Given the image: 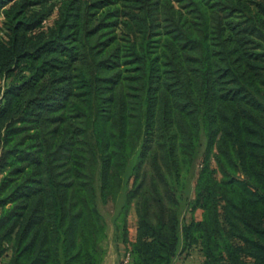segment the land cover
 Returning <instances> with one entry per match:
<instances>
[{"label": "trees", "instance_id": "1", "mask_svg": "<svg viewBox=\"0 0 264 264\" xmlns=\"http://www.w3.org/2000/svg\"><path fill=\"white\" fill-rule=\"evenodd\" d=\"M1 15L0 264H104L109 201L129 264H264V0Z\"/></svg>", "mask_w": 264, "mask_h": 264}, {"label": "rangeland", "instance_id": "2", "mask_svg": "<svg viewBox=\"0 0 264 264\" xmlns=\"http://www.w3.org/2000/svg\"><path fill=\"white\" fill-rule=\"evenodd\" d=\"M54 15L53 17L47 19V21L44 22L43 27H47L50 23L53 22ZM2 20H3V16L1 15L0 16V27L3 24ZM204 151H205V145H203L199 151V157L197 160L195 175H194L192 185H191L192 187L195 185V182L197 180V171L200 169L201 164L203 163ZM211 160H212V163L215 165L216 164L215 156H212ZM130 174L131 173L128 174V178H131ZM132 185H133V181L132 179H130L127 185V188L128 187L131 188ZM190 197L191 198L193 197L192 192L190 194ZM101 207L109 223V235L107 239L105 240V245L108 249V254H107L104 264H120L121 260L125 256L126 243L121 239V232L118 229L117 223H116V215L118 214L119 207H117V203L113 201L101 203ZM184 212H185L186 219L190 220L192 217V214L188 212L187 208L184 209ZM137 223H138L137 210H136V206L133 205L129 213V222H128L130 238L135 237ZM181 256L182 257H179V259L175 262L176 264H200L201 253L196 246L189 248L187 251L182 252Z\"/></svg>", "mask_w": 264, "mask_h": 264}, {"label": "built area", "instance_id": "3", "mask_svg": "<svg viewBox=\"0 0 264 264\" xmlns=\"http://www.w3.org/2000/svg\"><path fill=\"white\" fill-rule=\"evenodd\" d=\"M130 259H131L130 252H127L122 260V264H129Z\"/></svg>", "mask_w": 264, "mask_h": 264}, {"label": "crops", "instance_id": "4", "mask_svg": "<svg viewBox=\"0 0 264 264\" xmlns=\"http://www.w3.org/2000/svg\"><path fill=\"white\" fill-rule=\"evenodd\" d=\"M179 257H182L181 254L178 255V257L176 258L175 262L179 259ZM203 260H204V256L201 254V261H200V264H202ZM174 264H176V263H174Z\"/></svg>", "mask_w": 264, "mask_h": 264}]
</instances>
